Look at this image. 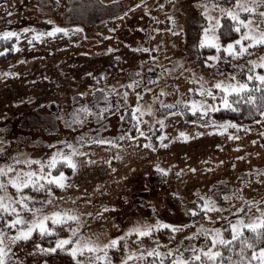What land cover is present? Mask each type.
I'll return each mask as SVG.
<instances>
[{"label": "rangeland", "instance_id": "374dc122", "mask_svg": "<svg viewBox=\"0 0 264 264\" xmlns=\"http://www.w3.org/2000/svg\"><path fill=\"white\" fill-rule=\"evenodd\" d=\"M213 3L227 7L234 0H0V32L21 34L18 41L10 39L8 48L18 43L19 50H11L10 58L0 62V165L12 164L13 157L44 160L56 148H63V141L76 143L80 136L114 140L112 145L84 144L86 156L75 157L79 165L75 172L66 165L60 168L68 184L63 189L51 186L54 195L43 210L68 209L80 214L81 232L100 243L124 237L138 222L159 219L189 225L176 233L161 228L150 236L132 234L122 239L117 248L107 250L112 264H120L132 251L146 253L154 248L166 254L169 249H178L187 257L191 248L210 246L211 236H192L200 225L209 231L221 228L230 239L229 221L235 223L241 215L238 209H243L245 222L264 212V118L252 124L234 121L241 127L229 126L221 132L211 125L215 112L201 116L177 105L185 98L216 103L196 90L231 76L247 81L250 61L264 57V45L251 46L249 41H244L248 51L239 57L221 52V58L212 61L209 57L217 54L214 48L203 53L199 41L209 25L203 6H209L211 16H220L211 7ZM240 15H251L252 23L260 24L258 13ZM55 26L70 31L61 38L57 33L39 40L31 31H22L48 32ZM255 71L264 74V68ZM133 80L136 86L128 87ZM213 91L219 94L218 89ZM136 93L141 94L139 101ZM108 102L112 107L100 119L89 115L83 124L68 126L71 114L81 105H88L95 113ZM137 103L152 109L151 114L138 117L145 136L137 133L132 116ZM162 104L177 106L169 109ZM160 118L164 119L163 127ZM205 123L209 127H204ZM181 131L191 139L179 138ZM122 135L125 138L120 140ZM149 142L153 147L144 146ZM162 142L167 147H162ZM156 164L169 169L168 173L162 175ZM29 167L36 170L39 165L16 163L8 175ZM193 168L195 172L190 170ZM0 179L6 181L7 176ZM6 191L18 199L11 185H6ZM23 192L35 197L30 203L37 207L49 199L44 190L29 187ZM204 196H211L218 209L206 215L202 210L194 217L188 214L187 208L198 206ZM20 215L30 219L32 213L21 209ZM14 218L0 212V229ZM15 231L7 226L5 243L12 249L8 264H52L53 254L69 255L60 250L42 251L54 246L55 237H42L38 232L33 233L38 241L32 249L19 247L23 240L11 244L7 237ZM57 232L69 235L67 226ZM95 255L102 253L85 252L78 258L87 261ZM158 259L170 264L173 255H146L130 264H152Z\"/></svg>", "mask_w": 264, "mask_h": 264}, {"label": "snow or ice", "instance_id": "6c2138e0", "mask_svg": "<svg viewBox=\"0 0 264 264\" xmlns=\"http://www.w3.org/2000/svg\"><path fill=\"white\" fill-rule=\"evenodd\" d=\"M143 0H141V3ZM264 6V0H251V2H246V0H234V3L230 6L224 7L219 4L213 3L212 8L219 11V17H213L209 14V6L204 5V14L209 21V25L203 29L199 46L209 47L216 50V55L209 57L210 60L216 61L221 58L220 53L224 52L229 55L239 57L248 51V44L244 41H249L251 46L264 45V11H260V7ZM258 13L260 18V24L256 25L252 23V16L249 15L247 18H242L240 13ZM227 16L230 18L232 23L226 25V27L234 29L238 33H242L239 39L232 40L230 42L224 43L221 41V34L218 32L219 29L225 27L222 23V18ZM214 20V23L212 21ZM51 23V21H49ZM77 31H82L79 27ZM23 32H32L34 39L39 40L44 36L55 37L57 33L68 34L70 29L60 26H55L51 28L48 32H37L35 30H30L25 28ZM13 37L20 39L21 34L15 31H3L0 32V39L10 40ZM31 43V41H29ZM12 51H18L19 45L14 44L12 46ZM4 53L9 51L5 48ZM143 51H149L148 48H144ZM2 54V53H0ZM252 65L249 68V75L247 81L236 79L235 76H231L227 81L217 80L214 85L210 87H200L196 91H199L201 96L211 98L216 103H209L208 99L200 100H189L183 99L178 100L177 105L183 104L184 109L190 111L194 114L199 113L201 116H207L209 112H217L222 107L225 110H231L235 112L240 111V103L245 102L250 106V109H255L259 112V115L264 118V74L256 72L257 67L264 68V57L260 60L250 61ZM15 75V73H10ZM202 79V78H201ZM249 81H253L252 84ZM258 81V83H255ZM151 82V81H150ZM137 81L133 80L128 87H135ZM213 88L219 90V94L213 91ZM148 89L145 88V91ZM256 92H260L257 97ZM124 98L127 100V92L124 93ZM107 100V97H104ZM136 99L139 101L141 99V94L136 93ZM259 102V103H258ZM177 105H163L162 107H167L169 109L176 107ZM112 107L111 103H106L99 111L93 112V109L88 105H81L80 109L73 111L71 114V124H83L89 115H95L97 119H100L104 112L108 111ZM146 113L151 114L152 109L142 107L140 103H137L132 107L133 119L137 121L135 127L139 136H145V132L139 127L140 121L139 116H143ZM173 113L170 111L169 115ZM182 114V113H181ZM159 123L161 127L164 126V119L160 118ZM211 125L214 129L221 132L227 131L229 126L240 128L241 125L236 124L234 121H216L212 120ZM204 127H209L208 123L203 125ZM218 126V128H216ZM197 135H203L197 132ZM125 137L122 135L119 137L123 140ZM136 140V137H130ZM179 138L187 141L191 139L189 134L184 131L179 133ZM235 138V137H231ZM161 141L164 137H160ZM63 148H56L46 159H33L28 157L23 161L12 158V164L0 165V176H7V180L0 179V190H4V195H0V212L10 213L14 219L7 220V226H11L16 229L15 233L7 237L11 244H15L18 241L29 240L34 232H38L40 236H52L55 237L54 246H49L47 249L41 248L42 251L47 253H54L57 250L62 252H67L75 264H96L97 261L103 260L105 264H112L111 261L107 259V250L111 248H117L120 241L126 240L128 236L135 234L139 237H146L153 234L154 231L163 229H169L172 233L179 232L183 228H188V224H172L166 223L162 220L157 219L154 223L140 224L139 222L130 226L124 237L111 238L107 243H100L98 241L92 240L90 237L85 236L81 232L82 223L80 221V214L68 210H57L55 208L48 211L43 210L45 204L51 203L50 197L54 195L52 192V185H56L58 188H65L68 184V177L65 172L60 170L63 166H67L74 172L79 167L76 156H86V153L82 150L84 144H115L114 140L104 139V138H89L87 136H80L78 142L72 143L69 141H63ZM119 147L120 145H116ZM145 147H153L149 142L144 145ZM162 147H167L166 144H161ZM67 149V151H65ZM2 151V150H0ZM25 163L29 166L33 163L39 165V168L25 171L23 169L16 170L15 175H8L14 171L13 164ZM88 163L91 164L93 161L88 159ZM158 172L162 175H166L169 169L160 167L159 164L155 165ZM234 167V165H233ZM53 170H56L57 174H53ZM195 172L196 169H190ZM6 185H11L15 189L18 199L13 198L8 195L6 191ZM31 187L36 191L44 190L47 192L49 199L41 201V206L37 207L35 204L30 203L35 200V197L26 196L23 192L24 189ZM174 195H176L174 193ZM199 197L200 194L197 193ZM225 199H228L225 196ZM201 203L198 206H193L187 208V213L191 216H196L201 210L206 215L208 212L218 209L216 201L211 196L200 197ZM252 203V202H248ZM21 209H26L32 213L30 219H25L20 215ZM155 211V209H154ZM241 215L236 217L235 223L229 221L230 235L231 239L227 238L224 231L221 228H214L211 231L204 229L203 225L197 228V231L192 233V236L197 234H203L207 239L211 236L210 246L208 244H202L199 249L191 248L189 251L191 255L185 257L182 253H179L178 249H169L168 253H163L159 248H154L148 252H136L132 251L127 255L120 264H130L134 260H142L146 255L152 257H165L166 255H173L170 264H264V247H257V244H264V212L260 216L251 218L245 222L243 216V209H238ZM89 215H91L89 213ZM7 226L4 229H0V264H8V256L12 252L9 244L5 243V233ZM19 226V227H18ZM67 226L69 235L60 236L57 232L59 227ZM245 230L253 233L252 237L244 235ZM191 239V237H189ZM239 240L240 243V256L241 259L233 260L231 256L227 260L224 259L223 253L220 251V247H224L232 251L231 245L233 242ZM125 247L127 245L125 244ZM246 249L251 250L250 256L246 254ZM102 253V255H95L87 261H82L78 257L85 254ZM152 264H165V259H158L152 262Z\"/></svg>", "mask_w": 264, "mask_h": 264}, {"label": "trees", "instance_id": "16d2710c", "mask_svg": "<svg viewBox=\"0 0 264 264\" xmlns=\"http://www.w3.org/2000/svg\"><path fill=\"white\" fill-rule=\"evenodd\" d=\"M222 23L225 25V27H222L221 29L218 30V32L221 34L222 42L227 43L239 37L240 33L236 32L234 29L226 27V25H230L232 23L230 18H228L227 16L223 17ZM61 37H63V33H59L58 38H61ZM11 42L12 40L0 39V53H3L4 52L3 50L5 48H10ZM201 50L203 51V53L213 52V49L209 47H203L201 48ZM11 55L12 53L10 49L7 53L0 54V62L7 60L8 58H10ZM201 58H203V56H201ZM255 95L258 97L260 95V92H256ZM239 107H240L239 112L225 110L223 108L219 109V111L214 113L213 115L214 117L212 118V120H216V121L230 120V121H235V122H240V123L244 122V123L252 124V123L257 122L258 119L261 118V116L259 115V112L256 111L255 109H250V106L247 103L241 102ZM207 121L209 120H204L203 122H207ZM244 235L248 237H252L253 233H251L248 230H245ZM37 238H38V235H34L29 240L20 243L19 247L32 249L35 246L36 242L38 241ZM257 247H264V244L258 243ZM231 248H232V251H229V249L227 248L220 247V251L223 253L224 259L227 260L229 256H231L233 260L241 259L242 257L240 256L239 240L233 242V244L231 245ZM246 254L250 256L251 250L246 249ZM50 259H51L52 264H64V263L72 264L73 263L70 256L67 254H63V253L53 254Z\"/></svg>", "mask_w": 264, "mask_h": 264}]
</instances>
